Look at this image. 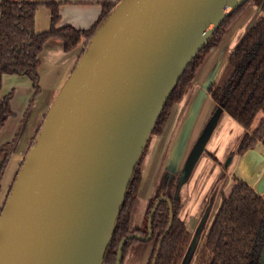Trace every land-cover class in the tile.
<instances>
[{
    "label": "water",
    "instance_id": "water-1",
    "mask_svg": "<svg viewBox=\"0 0 264 264\" xmlns=\"http://www.w3.org/2000/svg\"><path fill=\"white\" fill-rule=\"evenodd\" d=\"M245 1L116 4L86 44L21 165L0 213V264H102L125 191L167 99L193 58ZM201 101L186 127L193 126ZM223 113L216 106L183 181ZM158 202L147 236L122 240L116 264L127 239H150ZM171 222L170 216L163 236Z\"/></svg>",
    "mask_w": 264,
    "mask_h": 264
},
{
    "label": "trees",
    "instance_id": "trees-1",
    "mask_svg": "<svg viewBox=\"0 0 264 264\" xmlns=\"http://www.w3.org/2000/svg\"><path fill=\"white\" fill-rule=\"evenodd\" d=\"M119 1L121 0L104 5L97 22L92 28L84 31L69 26L56 27L59 21L56 0H47L44 3L1 0L0 87L4 75H24L31 81L35 92H39L36 69L39 63L38 55L44 43L49 38H57L62 42L65 51L76 47L82 39L88 43ZM41 4L45 5L50 12V27L46 32L36 33L35 11ZM249 6L264 14V0H247L221 23L180 77L158 116L150 137L162 133L174 105L182 99L208 52L220 46L232 24ZM208 93L216 106L221 107L226 115L247 131L239 139L236 148L237 157L243 156L256 146L264 149V19L250 28L229 55L223 76L217 84L209 86ZM10 98V94L0 98V129L11 115ZM258 113H261L262 118L256 128L249 133L248 130ZM40 127L41 123L34 127L30 147ZM150 137L125 191L102 264H116L119 245L126 237L130 235L146 237L148 234L147 228L144 232L132 230L130 217L139 190L140 168ZM13 146L14 141L0 147V181ZM155 200H150L145 212L147 221ZM168 200L169 202H159L150 219L149 241L154 242V247L147 264H151L157 243L169 225L170 210L172 222L162 238L155 264H180L190 243V233L180 218L177 201L171 197ZM136 242L135 238L124 242L120 253L121 261L128 246ZM263 251L264 194L256 192L247 182L235 178L230 193L221 197L220 204L195 256L194 264H261Z\"/></svg>",
    "mask_w": 264,
    "mask_h": 264
},
{
    "label": "crops",
    "instance_id": "crops-1",
    "mask_svg": "<svg viewBox=\"0 0 264 264\" xmlns=\"http://www.w3.org/2000/svg\"><path fill=\"white\" fill-rule=\"evenodd\" d=\"M11 1L16 2L19 0ZM27 1L44 3L47 0ZM56 1L58 3L59 14V21L57 22L56 27L61 28L69 26L76 30L86 31L92 28L97 22L102 14L104 5L115 3L118 0ZM250 12L253 14L252 10H250ZM261 19H264V17L260 18V20ZM49 27L50 12L45 5L41 4L35 11L34 30L36 33H43L48 31ZM230 29L221 45L217 48L212 60L209 59L210 54L198 68L195 77L189 86L191 87L197 80L198 85L194 92L187 96L189 102L183 115L181 116L180 113L182 111L180 112L178 108H176L177 105H180L183 102V99H181L171 111L162 133L155 136L151 145L148 144L140 168L141 182L139 190L131 210L130 228L132 230L141 226V219L145 214L149 201L156 197L167 184L168 179L165 178L164 174L167 175L166 172L171 173L172 175L170 177L175 178L174 176L179 172V167L183 163L184 158L189 153L190 149L194 147L196 139L201 133L198 132V134H196L195 127L199 123V119L204 113L203 111L206 105L208 103L211 104L208 120L216 109L209 94L207 91L205 92V86L208 84V81H211L212 79L214 80L213 83L218 82L221 71L226 64L229 55L244 37V35H242L238 39L237 33H235L236 30L234 28ZM86 44L87 42L82 39L76 47L69 51H65L63 44L59 39L49 38L44 43L38 55L39 63L36 73L38 75L39 92L37 93L33 89L29 78L24 75H4L2 77L0 98L9 94L11 95L9 102L11 115L7 118L3 127L0 129V147L13 141L14 146L12 147L11 155L9 156L7 164L3 170L0 181V211L4 206L6 197L9 195L21 165L29 151L30 141L35 129H32V127H37L44 121L48 111L73 73L77 62L85 50ZM186 94L187 92H185L184 96ZM201 99L202 101L199 108L197 107L198 110L192 124L193 126H191V128L186 127L190 116V110L194 108L196 103ZM32 104H34V107L40 111V115L39 117L37 116L38 118L36 117L37 119H35V121H33L32 127H30L28 133L20 138L23 128L27 127L29 124L28 113ZM175 147L177 149L178 147L179 149L182 148V156L177 163L176 161L173 162L171 168L168 169L170 156ZM237 160H240L244 166L246 165V169L248 170L247 173L252 174L250 180L255 179L253 182L254 186L251 185L254 190H261L262 192L264 190V177L262 176V171L264 170V149L261 147L260 149L255 148L249 150ZM175 170H177V172ZM216 197L217 199L214 200V203H219L221 201V195L219 194V196ZM215 211L216 210H214V212ZM212 218L213 216H211L210 223ZM150 248H152V246L142 244L133 245L132 248L128 249V253L121 264H123L124 261V264H146L151 252ZM132 252H136L135 256L131 255Z\"/></svg>",
    "mask_w": 264,
    "mask_h": 264
},
{
    "label": "rangeland",
    "instance_id": "rangeland-1",
    "mask_svg": "<svg viewBox=\"0 0 264 264\" xmlns=\"http://www.w3.org/2000/svg\"><path fill=\"white\" fill-rule=\"evenodd\" d=\"M250 10L253 11V14H251ZM256 10V8L249 6L246 11L236 20V22L232 24L231 29L234 28L236 30L235 33H237L238 39L242 35L245 36V34L250 30V28L254 26L260 20V18L264 17L263 13H261L259 10H257V12ZM218 47L208 52L206 57L211 54L209 59L212 60ZM206 57L204 58V60L206 59ZM204 60L202 61V63L204 62ZM224 68L225 66L221 71L219 80L223 76ZM197 85L198 80L195 81L191 87H188V91H186L187 94L185 96L183 95L184 98L182 97L183 102L180 105L176 106V108H178L180 112L182 111L180 113L181 116L185 112V109L187 108V104L189 102L187 96L190 93L192 94L194 92ZM210 105L211 104L209 103L206 105L203 111L204 113L200 117L199 123L195 127L196 134H198V132H201L198 138L206 134V132L202 134V131L204 129L205 123L209 118ZM28 114L29 124L27 125V127L23 128L20 138L26 133H28L30 127H32L33 121H35V119L39 117L40 111L34 107V104H32ZM261 118V113H258L255 116L250 126V129L248 130L249 133L256 128ZM217 119L218 122L216 127H214L213 131H211L208 137H205L206 141L202 144L203 147L200 151L201 154L199 155V157L197 156L194 162L192 163V168L189 173V177L183 181L182 171L185 165H187L191 154L195 149H193V147L190 149L189 153L184 158L183 163L179 167V172L174 176L175 178L170 177L172 175L171 173L166 172L167 175L164 174L165 178L168 179L166 189L168 193L173 196L174 199H177L180 202L181 208L183 210V216L186 220V226L190 232V243L183 257V264L190 262L191 259L192 261L190 264H194L195 256L205 237V231H207L208 226L210 224L211 216H214V213L216 212H214V210H217L220 204V202L214 203V200L217 199L216 196H219V194L221 195V197L223 195H228L233 187V179L235 178L241 179L247 182L248 184L254 186L253 182L255 179L250 180L252 174L247 173L248 170L246 169V165L244 166L240 160H237L240 157H237L236 155V148L238 146L239 139L247 131H245L244 128L239 126L233 119H231L225 113H223L221 117L218 116ZM33 128L34 127H32V129ZM154 138L155 136L150 137L149 145L153 143ZM198 138L196 139L195 144L198 142L197 140H200ZM255 148L260 149L261 147L256 146ZM182 152V149H179L177 151L176 147L172 150L168 169L171 168L173 162L176 161L177 163V161H179L182 156ZM175 171L177 172V170ZM262 173V176L264 177V170L262 171ZM262 194H264V190L262 191ZM141 222V226L137 229L145 231L147 220L145 219L144 215L142 216ZM139 244L152 246L151 242L137 240L136 243L129 245L128 249L132 248L133 245ZM135 254L136 252L131 253V255L133 256H135ZM124 263L125 261L123 262V264Z\"/></svg>",
    "mask_w": 264,
    "mask_h": 264
},
{
    "label": "flooded vegetation",
    "instance_id": "flooded-vegetation-1",
    "mask_svg": "<svg viewBox=\"0 0 264 264\" xmlns=\"http://www.w3.org/2000/svg\"><path fill=\"white\" fill-rule=\"evenodd\" d=\"M247 153V152H246ZM179 179V178H178ZM178 183V182H177ZM167 184L163 187V189L160 191V193L156 196V197H154V198H152V199H156L155 200V203L157 202V201H165L164 199H166V200H168V198L169 197H171V198H173V196H171L169 193H168V191H167ZM151 199V200H152ZM176 201H177V203H178V205H179V215H180V218L182 219V221H183V223H184V225H185V228H186V230L189 232V230H188V228H187V226H186V220L184 219V216H183V210H182V208H181V204H180V202L177 200V199H175ZM150 202V201H149ZM159 202H158V204H159ZM165 202H167V201H165ZM168 202H169V200H168ZM155 203H154V205H155ZM148 205H149V203H148ZM147 208H148V206H147ZM153 208H154V206H153ZM152 208V209H153ZM147 210V209H146ZM152 211V210H151ZM146 212V211H145ZM186 215H187V213H186ZM144 216H145V214H144ZM170 216H171V210H170ZM170 219V218H169ZM145 228H147V223H146V226H145ZM147 230H148V228H147ZM134 231H141L140 229H134ZM141 232H144V231H141ZM148 232V231H147ZM190 233V232H189ZM142 237V236H141ZM148 242H151V244H152V248H151V252H150V254H149V258H148V260H147V262H146V264L148 263V261H149V259H150V256H151V253H152V250H153V247H154V242L153 241H149L148 240ZM127 253V252H126ZM125 253V254H126ZM125 256L126 255H124V257H123V259H122V261L124 260V258H125ZM122 261H121V263H122Z\"/></svg>",
    "mask_w": 264,
    "mask_h": 264
}]
</instances>
